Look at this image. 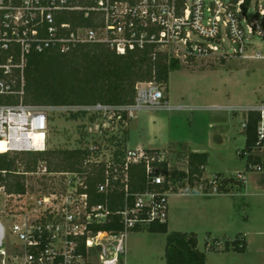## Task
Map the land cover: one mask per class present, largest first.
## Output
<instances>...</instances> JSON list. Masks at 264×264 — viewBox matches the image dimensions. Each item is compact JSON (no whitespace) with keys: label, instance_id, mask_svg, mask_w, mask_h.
I'll list each match as a JSON object with an SVG mask.
<instances>
[{"label":"built area","instance_id":"2783aa9c","mask_svg":"<svg viewBox=\"0 0 264 264\" xmlns=\"http://www.w3.org/2000/svg\"><path fill=\"white\" fill-rule=\"evenodd\" d=\"M73 14H80L92 25L63 21ZM253 37L264 39V0H96L92 5L74 0H0V56L4 57L0 70L7 77L0 81V96H24V77L19 91L10 78L16 72L23 76L28 57L33 54L53 50L65 55L80 46L98 44L120 56L133 46L140 51L153 49L154 55L173 48L175 58L182 61L215 56L245 59L251 52L260 57L250 42ZM161 88L153 82L138 83L135 102L129 106L48 107L23 102L0 105V142L12 155L48 151L52 112L102 116L104 124L95 127L98 131L102 127L112 131L126 123L125 114L132 118L138 111L165 106ZM248 112L259 115L257 144L252 152L244 151L243 155L246 159L259 157L261 163L251 165V170L264 172V104ZM246 127L244 121L243 130ZM100 147L94 142L83 149L94 153ZM102 149L99 156L109 152L108 162L91 159L96 165L107 164L106 179L98 191L106 194L118 184L124 188V208L117 212L124 225L123 233L94 230L113 214L102 204L92 205L86 175L49 173L41 163L36 173L24 174L26 178L43 179L40 190H32L26 183L25 194L17 196L27 199L28 206L9 214L7 221L0 218V264H121L130 230L168 223L171 196L223 195L215 175L203 178L210 183L209 188L200 185L192 191L178 181H168L161 166L166 163L169 171L175 169L168 162L169 152L126 148L117 165L112 161L114 149ZM132 167H142L146 173L145 189L135 194L129 192ZM232 177L246 184L242 174ZM46 182L53 183V187L47 188ZM12 237L17 241L11 242Z\"/></svg>","mask_w":264,"mask_h":264},{"label":"rangeland","instance_id":"374dc122","mask_svg":"<svg viewBox=\"0 0 264 264\" xmlns=\"http://www.w3.org/2000/svg\"><path fill=\"white\" fill-rule=\"evenodd\" d=\"M250 42L261 53L260 57L251 52L245 59L215 56L182 61L175 58V49L166 50L163 54L169 62L177 60L180 70L172 72L169 84L161 88L165 92V106L138 111L112 131L104 127L97 130L95 126L104 124L102 116L52 112L48 150H75L91 147L94 142L104 147L109 139L124 137L126 130L131 131L127 148L137 149L144 144L147 150L169 152L171 167L182 172L188 170V151L208 153L206 178L242 174L246 186L212 197L171 196L169 232L196 234L199 249L207 254V264H264V172L248 168L243 155L247 111L264 104V39L253 37ZM10 83L16 89L17 80L10 78ZM153 122L156 138L150 136ZM102 154L96 159L108 162L110 153ZM42 181L38 176L25 177L32 190H40ZM45 184L47 188L53 187L51 182ZM4 190L0 191V218L7 221L9 214L21 211L29 203L17 195L10 196L6 187ZM238 237L247 242L245 253L226 251L227 242ZM214 239L220 240L217 246ZM12 241L17 240L12 237ZM125 243L126 254L121 264H166L167 235L151 233L145 227L140 232L130 230ZM207 243L212 245L210 250Z\"/></svg>","mask_w":264,"mask_h":264},{"label":"trees","instance_id":"16d2710c","mask_svg":"<svg viewBox=\"0 0 264 264\" xmlns=\"http://www.w3.org/2000/svg\"><path fill=\"white\" fill-rule=\"evenodd\" d=\"M92 5L96 0H81ZM63 21L74 25H92L84 21L80 14L64 17ZM4 57L0 56V64ZM177 60L168 61L163 53L153 54V49L140 51L129 47L126 55L120 56L104 45L91 44L78 47L69 54L47 51L43 54H33L28 57L23 76L20 72L12 75L17 80L16 90L19 91L22 77H24L25 105L65 107L92 106L97 104L111 106L133 105L136 98L138 83H156L161 87L169 84L170 74L178 71ZM7 78L0 70V81ZM20 96H0V105H17ZM77 115V114H76ZM78 115L84 116L83 113ZM127 121L128 116L123 115ZM259 115L248 112L245 117L247 127L244 129L246 146L245 152H252L257 144V124ZM129 133L125 130L124 137L115 136L105 142V146L114 149L112 161L117 165L122 161L127 148ZM98 152L89 149L54 150L39 153H21L10 155L0 146V185L6 187L7 192L23 195L26 192V173H36L41 163H44L49 173H78L87 176L88 193L92 205L106 206L113 216L102 226H96L95 231L112 235H120L124 225L117 212L124 208L126 192L119 184L106 194L98 191L99 184L106 179L107 164L96 165L91 162L92 157L99 158L103 146ZM153 151V150H151ZM159 151V150H154ZM188 172L176 169L169 171L166 163L161 166V173L166 179L178 181L181 187H188L191 191L203 185L210 187L208 180H204V173L208 165L207 153L190 152L187 155ZM261 159L249 156L247 166L258 165ZM21 165L23 169L21 170ZM5 172V173H3ZM130 174L129 192L135 194L145 189V169L132 167ZM218 191L230 194L233 190L240 191L245 186L243 181L235 177H225L216 174ZM187 185V186H186ZM133 201L134 199L131 198ZM141 229H137L140 232ZM149 232L167 235L166 264H207V254L199 249L198 236L168 230V224L154 223L148 227ZM247 242L236 239L227 242L226 251L245 253Z\"/></svg>","mask_w":264,"mask_h":264},{"label":"crops","instance_id":"0c3cea01","mask_svg":"<svg viewBox=\"0 0 264 264\" xmlns=\"http://www.w3.org/2000/svg\"><path fill=\"white\" fill-rule=\"evenodd\" d=\"M179 108H183V107H179ZM134 121H132V125L134 126V123H133ZM156 123L155 122H153V124H152V127H151V129H152V134L150 135V136H152V137H154V138H156L155 137V133H156V131H155V129H156V125H155ZM132 127V126H131ZM130 135H131V131H129V137H130ZM128 142H129V139H128ZM145 145L143 144V145H140L138 148H147V147H144ZM169 146V145H168ZM167 146V147H168ZM153 150H158V149H153ZM159 151H164V150H159ZM187 151V150H186ZM195 153H206V152H195ZM188 154H189V151H188ZM187 154V155H188ZM208 154V153H207ZM209 155V154H208ZM208 166V165H207ZM207 166H206V168H207ZM205 172H206V169H205ZM223 175V174H222ZM223 176H225V175H223ZM225 177H227V176H225ZM204 179H207L206 178V175H205V173H204ZM246 186V185H245ZM169 206H170V203H169ZM169 223H170V211H169V220H168V230L170 231V229H169ZM237 239H240L239 237L237 238ZM243 239H245L244 237H243ZM213 241H215V243H216V246L219 244H217V242L219 241L220 242V240L219 239H214ZM232 241H235V240H229L228 242H232ZM212 247V245H210L209 243H207V248L210 250V248ZM206 248V249H207Z\"/></svg>","mask_w":264,"mask_h":264},{"label":"bare ground","instance_id":"6f19581e","mask_svg":"<svg viewBox=\"0 0 264 264\" xmlns=\"http://www.w3.org/2000/svg\"><path fill=\"white\" fill-rule=\"evenodd\" d=\"M0 143H1V142H0ZM1 145H2L3 150H5L6 152H8V151H7V148H6V145H5L3 142L1 143Z\"/></svg>","mask_w":264,"mask_h":264},{"label":"water","instance_id":"95a60500","mask_svg":"<svg viewBox=\"0 0 264 264\" xmlns=\"http://www.w3.org/2000/svg\"><path fill=\"white\" fill-rule=\"evenodd\" d=\"M244 9V12L246 13L247 9L246 8H243Z\"/></svg>","mask_w":264,"mask_h":264}]
</instances>
